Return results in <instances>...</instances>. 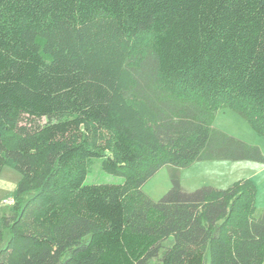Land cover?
Returning <instances> with one entry per match:
<instances>
[{
	"label": "trees",
	"instance_id": "16d2710c",
	"mask_svg": "<svg viewBox=\"0 0 264 264\" xmlns=\"http://www.w3.org/2000/svg\"><path fill=\"white\" fill-rule=\"evenodd\" d=\"M223 108L264 136V0H0V175L21 174L0 264H264L251 179L181 182L264 163L212 126ZM95 158L124 182L85 184Z\"/></svg>",
	"mask_w": 264,
	"mask_h": 264
},
{
	"label": "rangeland",
	"instance_id": "374dc122",
	"mask_svg": "<svg viewBox=\"0 0 264 264\" xmlns=\"http://www.w3.org/2000/svg\"><path fill=\"white\" fill-rule=\"evenodd\" d=\"M212 126L239 138L247 143L257 145L264 154V136L258 134L249 122L238 112L223 108L215 112ZM21 174L7 165L0 175V223L13 209L7 199L13 196ZM251 179L257 186V215L264 210V163L252 160H209L197 161L187 168L181 169V182L185 189L194 191L202 186L228 188L232 183ZM124 177L106 172L102 160L95 158L90 165L85 184H122ZM169 167H163L144 186L143 191L152 199L159 200L171 188ZM10 231L3 229L0 238V249L7 245ZM169 242L165 244L167 246ZM149 264H160L159 258L152 259Z\"/></svg>",
	"mask_w": 264,
	"mask_h": 264
},
{
	"label": "built area",
	"instance_id": "2783aa9c",
	"mask_svg": "<svg viewBox=\"0 0 264 264\" xmlns=\"http://www.w3.org/2000/svg\"><path fill=\"white\" fill-rule=\"evenodd\" d=\"M6 202L9 203V204L14 203L13 197L8 198Z\"/></svg>",
	"mask_w": 264,
	"mask_h": 264
},
{
	"label": "crops",
	"instance_id": "0c3cea01",
	"mask_svg": "<svg viewBox=\"0 0 264 264\" xmlns=\"http://www.w3.org/2000/svg\"><path fill=\"white\" fill-rule=\"evenodd\" d=\"M17 186V185H16ZM14 192V191H13Z\"/></svg>",
	"mask_w": 264,
	"mask_h": 264
}]
</instances>
